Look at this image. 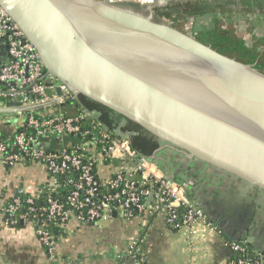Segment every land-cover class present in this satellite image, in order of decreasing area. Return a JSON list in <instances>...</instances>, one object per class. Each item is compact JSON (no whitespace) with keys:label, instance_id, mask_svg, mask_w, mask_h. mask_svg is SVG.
Wrapping results in <instances>:
<instances>
[{"label":"water","instance_id":"95a60500","mask_svg":"<svg viewBox=\"0 0 264 264\" xmlns=\"http://www.w3.org/2000/svg\"><path fill=\"white\" fill-rule=\"evenodd\" d=\"M0 6L46 70L77 96L264 191V72L253 64L125 5L0 0Z\"/></svg>","mask_w":264,"mask_h":264},{"label":"built area","instance_id":"2783aa9c","mask_svg":"<svg viewBox=\"0 0 264 264\" xmlns=\"http://www.w3.org/2000/svg\"><path fill=\"white\" fill-rule=\"evenodd\" d=\"M111 4L153 7L175 0H103ZM0 108L17 115L10 132L0 120V163H39L47 172L39 190L21 198L12 196L1 207L5 223L32 222L47 253L56 240L48 221L104 222L163 215L177 230L201 225L221 234L215 221L187 194L190 182H181L157 163L159 146L149 155L134 149L125 121L105 123L86 107L70 87L48 72L36 47L0 6ZM6 120V119H5ZM169 148V147H167ZM172 149V148H169ZM143 237L117 253L132 264H148ZM226 264H264V251L246 239L227 241Z\"/></svg>","mask_w":264,"mask_h":264},{"label":"crops","instance_id":"0c3cea01","mask_svg":"<svg viewBox=\"0 0 264 264\" xmlns=\"http://www.w3.org/2000/svg\"><path fill=\"white\" fill-rule=\"evenodd\" d=\"M2 129L10 132L12 126L5 122ZM157 156L165 172L190 182L188 196L217 223L221 234L201 225L172 230L163 215L128 221L119 216L104 222L69 221L59 231L50 255L32 222L6 224L1 210L14 194H35L46 180L45 167L31 163L6 168L0 163L5 168L0 185V264H132L116 255L138 237H143L148 264H226L227 241L240 238L264 251V191L174 149L164 147Z\"/></svg>","mask_w":264,"mask_h":264},{"label":"rangeland","instance_id":"374dc122","mask_svg":"<svg viewBox=\"0 0 264 264\" xmlns=\"http://www.w3.org/2000/svg\"><path fill=\"white\" fill-rule=\"evenodd\" d=\"M247 1L175 0L151 8L125 6L133 7L142 15L150 17L153 22L161 23L190 37L213 28H227L234 32L235 37L243 39L245 45L252 46L256 43V37H264V5L256 6L257 1L263 4L264 0H251L252 3ZM244 3L251 5L247 7ZM249 7L253 9H248ZM258 9L262 10L256 11ZM258 48V52L263 54V46L259 45ZM16 118L17 115L12 112L0 113L2 122L14 123ZM158 142L164 144L159 140ZM4 170L0 164V185L5 177L2 173Z\"/></svg>","mask_w":264,"mask_h":264},{"label":"trees","instance_id":"16d2710c","mask_svg":"<svg viewBox=\"0 0 264 264\" xmlns=\"http://www.w3.org/2000/svg\"><path fill=\"white\" fill-rule=\"evenodd\" d=\"M247 2L252 3L251 0H248ZM246 3L244 4L247 7L251 5ZM261 5H264V3L261 4V2L257 1L256 6L261 7ZM248 9H253V8L249 7ZM261 10L262 9H258L256 11H261ZM195 38L202 43L210 45L212 48L223 54L231 56L244 63L253 64L259 70L264 72V50H263V54L262 52H258L259 45L263 46L264 49V37L262 36L256 37L255 38L256 43L252 44V46L245 45L243 39L235 37L234 32L227 30V28H215V29L213 28L208 31L200 32L199 34L195 35ZM79 98L86 107L97 110L101 114V119L105 123H111L115 121L118 122L119 120H121L120 116L104 108L103 106H100L86 99L85 97L79 96ZM124 123H125V127H124L125 129L130 130L131 132L132 131L136 132V134L131 135V144L132 147L137 151H139L140 153L144 155H149L159 146V142L157 139H155L154 137L150 136L148 133L141 130L135 124L129 121H125ZM28 195L14 194L13 196L25 198V196ZM63 224L64 223H61L59 220L48 221V228L55 240L57 239V236Z\"/></svg>","mask_w":264,"mask_h":264},{"label":"flooded vegetation","instance_id":"af4514ba","mask_svg":"<svg viewBox=\"0 0 264 264\" xmlns=\"http://www.w3.org/2000/svg\"><path fill=\"white\" fill-rule=\"evenodd\" d=\"M115 118V117H114ZM196 160V159H195Z\"/></svg>","mask_w":264,"mask_h":264}]
</instances>
